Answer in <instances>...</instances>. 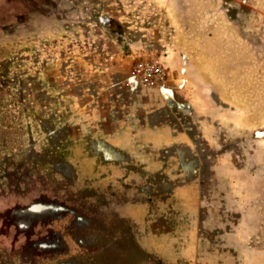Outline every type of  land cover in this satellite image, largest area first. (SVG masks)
<instances>
[{
    "label": "rangeland",
    "instance_id": "rangeland-1",
    "mask_svg": "<svg viewBox=\"0 0 264 264\" xmlns=\"http://www.w3.org/2000/svg\"><path fill=\"white\" fill-rule=\"evenodd\" d=\"M0 264H264V0H0Z\"/></svg>",
    "mask_w": 264,
    "mask_h": 264
}]
</instances>
